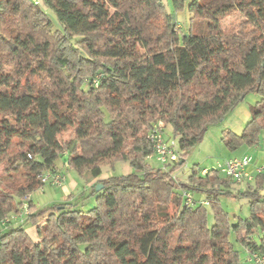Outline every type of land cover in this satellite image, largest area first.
<instances>
[{
  "label": "trees",
  "instance_id": "16d2710c",
  "mask_svg": "<svg viewBox=\"0 0 264 264\" xmlns=\"http://www.w3.org/2000/svg\"><path fill=\"white\" fill-rule=\"evenodd\" d=\"M169 1L168 13L163 0H0V222L20 213L42 188L38 176L58 172L60 159L94 183L95 199L86 212L28 201L24 225L38 241L8 225L0 264H241L230 235L248 256L264 258V171L236 194L213 168L204 176L194 168L187 183L173 177L248 94L259 101L241 135L224 129L221 141L234 152L264 140V0ZM184 11L188 32L176 29ZM232 14L242 22L225 31ZM157 121L181 153L166 169L146 163ZM117 163L133 172L99 179L103 165ZM19 171L22 184L5 189L2 174ZM185 193L205 199L212 225L207 207L184 204ZM222 196L245 199L249 217L229 223Z\"/></svg>",
  "mask_w": 264,
  "mask_h": 264
},
{
  "label": "rangeland",
  "instance_id": "374dc122",
  "mask_svg": "<svg viewBox=\"0 0 264 264\" xmlns=\"http://www.w3.org/2000/svg\"><path fill=\"white\" fill-rule=\"evenodd\" d=\"M163 3L166 6L167 12H171L172 6L171 2L169 0H163ZM42 8L45 10V8L42 6ZM46 13L48 17L51 19L54 25V30H58L59 26L56 23L55 15L53 14V11L46 10ZM176 16V29H179L183 32H188L189 23L191 19V15L187 14L186 11L178 13ZM242 22V18L238 14H232L228 16L222 23V27L225 31H229L236 26H238ZM204 26L200 27L199 31L202 33H205ZM259 101V98L255 96L254 94H248L245 97V100L243 101L244 104H249L251 106H254L256 102ZM233 122L230 117H226L222 123H219L218 125H213L209 127L208 131L205 134V137L202 142L195 145L193 149L189 152V154L185 157L184 166L181 168L180 171L175 173L173 177L175 178L177 183H187L188 177L191 175L192 170L194 168L199 169V175L204 176L207 172L205 171V174L200 171L203 168H215V166H218V164H221V161H223L225 158L228 157H234L235 155H239L240 151L239 149L234 150V152L229 151L227 148H225L223 142L221 141V131L226 129L227 126ZM232 124V123H231ZM171 134V128L168 126L165 127L164 130V138H169ZM264 137V135H263ZM64 156H66V152L63 153ZM218 162V164L216 163ZM146 163L151 167L155 169H160L161 165L156 161V158L152 156V158H149L146 160ZM57 169L58 172H62L65 174L66 177V185L65 187H69L73 189V195L70 197H67L63 194V188L61 187H49L46 185L43 189H40L36 192H34L31 196L26 197V199L23 201V203H28L30 201L35 206L37 210H43L48 207L54 206V205H67L65 202L71 200L72 206H77L82 210L83 212H86L94 207L95 205V199L94 197H91L89 195V192L87 195L82 197L83 191L85 189L86 183L82 178H80L74 171L67 170L65 165L62 162V159H60L57 162ZM1 172V169H0ZM133 170L130 168V166L126 163H117L115 166H113V169L109 168L108 166L103 165L101 167V175L99 179H106L113 176H122V175H128L131 174ZM24 181V177L22 176V173L19 171L17 173H11V174H2V183L3 187L7 190L13 191L16 188L19 187V185L22 184ZM251 186H253V182L250 183ZM250 184H240L235 183L231 184L230 191L232 194H236V192L245 191L246 189H249ZM191 194V193H190ZM193 197V203L192 204H202L205 207H207V203H205V199L203 197H196L194 194H191ZM31 197V198H30ZM196 200V203L194 202ZM22 203V204H23ZM219 203H221L222 209L227 213V216L229 217V223H234L236 218L239 216L241 218H247L249 217V208H248V202L245 199H236V200H230L226 197H221L219 200ZM73 208V207H72ZM207 220H208V226L212 225L213 223V217L211 208L207 207ZM12 214L9 215V223H4V227L0 226V232L4 230L8 225L12 226H24L26 229L27 234L33 241H38V232L35 227L32 226H25L23 218L21 219H12ZM1 225V224H0ZM229 242L234 246V249L238 252L241 260V264H252L251 257L248 256L247 253L241 248L239 244L235 242V238L233 235L229 236Z\"/></svg>",
  "mask_w": 264,
  "mask_h": 264
},
{
  "label": "built area",
  "instance_id": "2783aa9c",
  "mask_svg": "<svg viewBox=\"0 0 264 264\" xmlns=\"http://www.w3.org/2000/svg\"><path fill=\"white\" fill-rule=\"evenodd\" d=\"M34 6H40L41 0H28ZM94 85H97V78L93 81ZM166 125L161 121H157L152 124V127L148 134V141L152 147L153 157L156 158V161L161 165L162 169H166L167 164H177L180 162L181 153L177 150V141L174 137L168 139L164 138V130ZM251 164L250 156L234 157L221 161L218 166L214 169L218 171L220 175H223L231 179L234 183H241L244 180L248 182L253 180L251 174H247V169ZM205 174V171L202 172ZM260 173V172H259ZM38 179L44 187H62L66 182L65 174L62 172H42ZM183 202L186 205L192 206L193 198L190 193L183 194ZM28 215L27 203L22 204V209L19 214H12V219H21L23 220ZM9 217V216H8ZM8 217L0 222V226L4 227V223H9ZM251 262L254 264H264V258H261L257 255H250Z\"/></svg>",
  "mask_w": 264,
  "mask_h": 264
},
{
  "label": "crops",
  "instance_id": "0c3cea01",
  "mask_svg": "<svg viewBox=\"0 0 264 264\" xmlns=\"http://www.w3.org/2000/svg\"><path fill=\"white\" fill-rule=\"evenodd\" d=\"M250 106L251 105L244 104V103L239 104L236 107V109L232 112V114H230L228 116L231 118V120L233 122H231L232 124L230 123L226 129L230 130L232 133H235L236 135H241L243 129L246 126V123L250 119V110H249ZM239 151H240L239 155H235L234 157H242V156L248 157V156H250V158H251V164L249 165V167L247 169V174L248 173L251 174L254 178L257 173L264 171V140H262L260 146H258V147H244V146H242V147H240ZM234 157H228V158H225L224 160L234 158ZM216 163L218 164V162H216ZM153 169H155V168H153ZM209 169H211V168H209V167L203 168L200 171H202V172L206 171L207 172ZM251 182H253V180H251L249 182L247 180H244L240 184H250ZM93 184L94 183L86 184L85 189H84L83 194H82L83 195L82 197L87 195V193L90 191ZM65 185L66 184H64L61 187V188H63V194L67 197L72 196L73 195V189L69 188L67 186L65 187ZM260 194L263 196L264 190ZM195 196H197V195H195ZM30 201H31V199H30ZM65 203L66 204H72V201L69 200V201H66Z\"/></svg>",
  "mask_w": 264,
  "mask_h": 264
},
{
  "label": "water",
  "instance_id": "95a60500",
  "mask_svg": "<svg viewBox=\"0 0 264 264\" xmlns=\"http://www.w3.org/2000/svg\"><path fill=\"white\" fill-rule=\"evenodd\" d=\"M101 189H102V185H101V184L96 185L95 190H96L97 192H98V191H101Z\"/></svg>",
  "mask_w": 264,
  "mask_h": 264
}]
</instances>
